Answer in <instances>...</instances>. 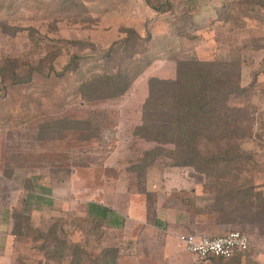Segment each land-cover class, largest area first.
Here are the masks:
<instances>
[{"label":"rangeland","instance_id":"374dc122","mask_svg":"<svg viewBox=\"0 0 264 264\" xmlns=\"http://www.w3.org/2000/svg\"><path fill=\"white\" fill-rule=\"evenodd\" d=\"M263 2L0 0V264H217L178 239L213 236L207 219L221 235L249 236L241 264H264V208L243 225L204 215L215 180L228 174L221 162L155 167L144 153L166 146L133 134L144 103L167 87L151 80H176L183 61L240 56L241 68L227 73L242 92L227 107L242 116L230 130L246 137L204 138L198 147L213 160L237 143L247 158L234 162L236 174L259 187L264 207ZM128 29L150 39L152 64L124 97L97 100L68 67L103 74L99 56ZM127 55L105 62L116 72ZM97 206L110 213L98 215Z\"/></svg>","mask_w":264,"mask_h":264},{"label":"trees","instance_id":"16d2710c","mask_svg":"<svg viewBox=\"0 0 264 264\" xmlns=\"http://www.w3.org/2000/svg\"><path fill=\"white\" fill-rule=\"evenodd\" d=\"M170 1L166 0V2ZM62 3L64 4V1ZM165 6L166 3L158 8L165 9ZM261 7L264 8V2ZM158 8L155 10L158 11ZM59 9L60 4L53 14L59 13ZM170 10H172L171 6L166 9V11ZM125 37L115 42L116 49L110 48L99 56L98 59L105 63L102 65L104 67L103 74L90 77L86 76L83 70L80 71L81 68L68 67L70 74L81 75V90H87V93L95 95L94 98L97 100L124 97L152 64L153 60L148 51L150 39L139 36L133 29L126 30ZM133 37L141 44H137V47L123 44L124 39L125 42H130ZM118 51L123 54L127 52L128 55L121 59L122 65L115 72L114 68H109L105 61ZM239 57L233 60L221 56L220 63L202 59L183 61L178 67L176 80H151L152 85L160 83L163 84L161 86L167 87L159 96H151L144 103L142 123L133 130L136 137L146 142L157 143L162 147L166 146L144 153L145 162H154L150 165L155 167H162L159 162H176V165L181 167L194 166L193 162H221V167L226 168L228 174L215 180L211 189L214 196L211 201V209L206 214L204 213L207 217H214L217 224L233 223L238 225V219L240 221L244 218L243 221H240L243 225L244 221L251 220L252 216L255 218L259 216L262 212L261 208H264L256 203L263 194L259 187L251 181H242L241 175L236 174L238 170L242 169L239 166L237 168V164L234 162H242L247 158L245 154L239 152L240 147L237 143L228 144V150L221 153V158L216 157L213 160L205 157L198 147L200 140L204 138L228 139L230 141L246 137L238 133L240 129L230 130L234 122L242 116H240L239 110L227 107L230 97L242 92L239 86L228 82L233 74L227 73V68L233 67L234 71L241 68ZM6 70L8 68L4 71L6 72ZM227 109L231 113L226 114ZM220 110L224 112V116L221 118L216 117ZM223 162L226 163L225 167ZM197 169L204 171L203 167H197ZM210 260L218 261L217 264H225L234 260L236 264H241L240 256L227 260L221 258H211Z\"/></svg>","mask_w":264,"mask_h":264},{"label":"built area","instance_id":"2783aa9c","mask_svg":"<svg viewBox=\"0 0 264 264\" xmlns=\"http://www.w3.org/2000/svg\"><path fill=\"white\" fill-rule=\"evenodd\" d=\"M184 249L201 260L211 258L232 259L246 254L251 246L247 234L231 231L221 236L182 235L179 237Z\"/></svg>","mask_w":264,"mask_h":264},{"label":"crops","instance_id":"0c3cea01","mask_svg":"<svg viewBox=\"0 0 264 264\" xmlns=\"http://www.w3.org/2000/svg\"><path fill=\"white\" fill-rule=\"evenodd\" d=\"M12 151V150H11ZM10 151V154L11 155H13V153ZM11 159H12V157H11ZM95 210H100V211H97V214L98 215H108L109 213H110V211H108V210H106L105 208H103V207H95ZM111 213H113V212H111ZM105 215V216H106ZM108 217V216H107ZM209 220L207 219V221H205L206 223H203V225H206L205 226V228H206V230H208V232H209V234L210 235H213V236H221V227L220 226H218V225H216V224H214L213 222L212 223H210V221L208 222ZM208 222V223H207ZM198 224H200V223H198ZM213 224V225H212ZM214 226H217V229L214 227ZM184 235V234H183ZM223 235V234H222ZM180 236H182V235H180ZM179 236V237H180ZM179 239V238H178ZM179 242H180V240H179ZM181 243V242H180Z\"/></svg>","mask_w":264,"mask_h":264}]
</instances>
